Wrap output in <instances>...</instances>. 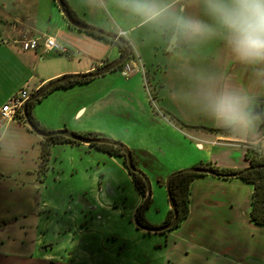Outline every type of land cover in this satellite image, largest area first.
I'll return each instance as SVG.
<instances>
[{
  "label": "crops",
  "instance_id": "0c3cea01",
  "mask_svg": "<svg viewBox=\"0 0 264 264\" xmlns=\"http://www.w3.org/2000/svg\"><path fill=\"white\" fill-rule=\"evenodd\" d=\"M66 1L77 17L86 22L76 6L70 0ZM152 2L158 6L160 16L153 18L144 15L127 29L117 30L111 23L104 28L114 32L125 31L126 35L122 37L130 42L135 56V42L139 40L135 38L137 28L154 27L156 34L161 33L165 46V55L159 64L164 72L163 75L155 77L162 84L160 92L163 89L166 91L164 100L167 102L163 107L164 112H161L166 122L173 125L174 129L181 128L172 117L175 116L186 124L222 129L221 132L188 129L195 133L193 138L196 143L190 144L189 151L179 150V153L169 155V159L161 162L162 164L167 161L162 167L166 174L160 173L161 168L155 171L157 183L161 185L169 174L186 167L211 164L233 170L247 168L250 164L246 158L248 146H257L264 152V128H261L260 117L249 113L257 104L254 98H264V61H241L220 36L182 37L178 43H174L170 27L173 15H185L208 24L214 23L207 13L204 0ZM57 8L59 7L55 0H0V112L2 106L21 89L30 87V93L33 95L49 82L70 74L97 71L99 67L120 57L119 47L114 42L73 28L60 8ZM134 19L137 20V14ZM152 33L153 31L149 30V34ZM46 34L67 44L70 54L48 51L43 44L35 50L23 49L22 40ZM75 56L81 57L73 59ZM36 70L41 75H36ZM134 77L125 82L128 91L131 90ZM92 81L58 89H73L69 94L60 96L62 100L69 102L70 107L65 113H59L56 118L43 119L38 116L41 125L47 130L66 128L84 135L110 136L124 140L100 126H93L85 119L89 109H100L97 105L107 95L106 92H96L95 95L74 92L75 87L88 85ZM225 89L244 98L245 111L249 117L231 127H225L214 119L205 103L207 93ZM128 95L131 97L130 92ZM13 124L29 131L28 124L17 118L0 121V143L5 131ZM38 143L41 157L43 138H40ZM68 146L79 147L85 152L94 149L102 151L128 170L123 157L85 143L50 145L47 160L51 159L55 149ZM129 175L136 188L130 172ZM221 179L226 178L204 174L193 180L190 187L189 215L178 227L164 233H147L146 230H140V235L143 238L151 237L155 248L158 249V252L148 253L147 257H143L147 258V264H264V248L254 252L253 241L248 240L247 235L243 233L247 223H253L250 220L253 184L238 177L227 178V182ZM247 186L252 188L248 201L244 195ZM136 190L138 195L133 198V213L144 202V197L137 188ZM110 191L122 200L125 198L119 192V185H114ZM86 201L91 206L94 205L90 199ZM171 209V205L167 204L166 209L160 208L161 214L157 219H151L147 214L146 218L152 226H160L165 223ZM226 212H231L230 217L243 227L241 232L230 233L227 227L222 228L221 224L233 222L229 220ZM131 230H135L134 224ZM195 238H198L197 241ZM140 258L142 257L136 254L132 258L133 264H138Z\"/></svg>",
  "mask_w": 264,
  "mask_h": 264
},
{
  "label": "rangeland",
  "instance_id": "374dc122",
  "mask_svg": "<svg viewBox=\"0 0 264 264\" xmlns=\"http://www.w3.org/2000/svg\"><path fill=\"white\" fill-rule=\"evenodd\" d=\"M70 2L86 23L102 29L110 23L117 30L127 29L144 16L134 11L128 0ZM137 29L136 58L132 56L128 60L134 67L130 77L135 76L131 90L125 85L130 77L118 68L88 85L75 87L74 92L94 95L106 92L97 105L100 109H89L85 119L124 140L100 137L121 141L132 150L138 167L152 183V198L145 216L157 219L160 208L166 209L170 201L167 178L159 185L155 171L161 168L160 173L166 174L162 167L167 161L161 162L179 150L189 151L190 144L196 140L193 131L183 127L174 129L161 113L167 102L166 91L160 92L162 84L155 77L164 72L159 65L165 55L161 33L156 34L151 26ZM149 30L153 33L149 34ZM35 74L40 73L36 70ZM27 89L30 91V87ZM72 90L47 94L33 106V115L52 119L65 113L70 105L60 96ZM27 128L29 131L11 125L0 143V264H133L136 254L142 257L138 264H147V258L143 257L158 249L151 237L140 235L143 229L135 223L132 205L138 192L129 171L102 151L85 152L79 147H60L54 150L50 160L43 161L38 143L43 137L29 124ZM114 185H119L123 200L110 191ZM251 189L246 187L247 201ZM226 214L233 222L221 224L222 228L227 227L230 233L241 232L243 227L230 217L232 213ZM133 224L135 230H131ZM243 233L253 241L254 252L263 250L264 225L247 223Z\"/></svg>",
  "mask_w": 264,
  "mask_h": 264
},
{
  "label": "clouds",
  "instance_id": "9594fccd",
  "mask_svg": "<svg viewBox=\"0 0 264 264\" xmlns=\"http://www.w3.org/2000/svg\"><path fill=\"white\" fill-rule=\"evenodd\" d=\"M138 14L153 18L161 15L152 0H128ZM214 23L175 14L170 21L172 41L183 38L220 36L243 62L264 61V0H204ZM205 103L214 119L231 127L248 119L245 100L231 90L209 92Z\"/></svg>",
  "mask_w": 264,
  "mask_h": 264
},
{
  "label": "trees",
  "instance_id": "16d2710c",
  "mask_svg": "<svg viewBox=\"0 0 264 264\" xmlns=\"http://www.w3.org/2000/svg\"><path fill=\"white\" fill-rule=\"evenodd\" d=\"M55 2H56V0H55ZM67 4H68V2H67ZM56 5L58 6L57 2H56ZM68 7L70 8L72 15L75 18H78L76 13L74 12V10H72L71 7L69 6V4H68ZM73 28L78 29L76 27H73ZM78 30H81V29H78ZM86 32L93 34L97 37L106 39L108 41L114 42L119 47V50H120V57L118 59H116L112 62H108L104 66L99 67L98 70H101V69L115 63L120 58L124 57L126 54L129 53V45L125 41L109 39V38L102 36V35L95 33V32H90V31H86ZM123 66L124 65H122L120 68H122ZM92 80L93 79H74V80L64 81L62 83L57 84L49 93L53 92L56 89L69 88V87L74 86L76 84H84V83L90 82ZM33 95H35V94H33ZM33 95L31 94V96H33ZM254 99H255L254 101H256L257 104H255L253 106L252 114L253 115H259L262 113V110H263L261 105L264 104V98H254ZM41 100H39V101H41ZM36 102L37 101H29V103H28L30 118L36 127L43 129V130H47L44 126L41 125L39 120L32 113V108L36 104ZM261 115L262 116L261 117L259 116V117H260L261 125H263L264 124V115L263 114H261ZM172 117L175 118V116H172ZM16 118L18 120L22 121L23 123H27L25 116H24V112L22 114H18V116ZM176 123L179 124L177 121H176ZM89 135H91V134H89ZM59 143H79V142L72 140L70 138H67L65 136H61V135H57V136H53V137H47V138L43 137V146H42V153H41V158L43 161H46L48 159V156L50 154V151H49L50 145L59 144ZM91 146H95L99 149H102V150L112 154V155L123 157L124 163L126 165L125 154L120 147H117L114 145H109V144H92ZM246 158L248 159V161L250 163L249 166H253V168L243 172V174L241 176H239L238 178H241L242 180L253 184L254 190H253L252 197H251L250 220L252 222L258 224V225H264V152L257 146L256 147L248 146L247 150H246ZM135 163L137 164L136 160H135ZM126 167H127V165H126ZM207 167H211V168L218 170V171H221V172L237 171V170H233V169L219 168V167L213 166L211 164H207ZM128 171L132 175V178L134 180L136 188L141 193V195L145 198L146 192H147V184H146L145 179L143 178L142 175H140L138 173H133L129 169H128ZM178 172L179 173L177 175H175L171 180V190L173 192L175 202H176L177 208L179 210V220H178L177 224L172 229L178 227L180 225V223L188 217L189 211H190V202H191V199H190V197H191V188H190L191 183L193 182V180L195 178L204 175L202 173L186 171L185 169L179 170ZM145 209L139 213V220L145 226H152V224H150V222L147 220V218L145 216ZM173 216H174V211H173V209H171L169 211L168 217L165 220V223L169 222L173 218ZM149 233H151V232H149Z\"/></svg>",
  "mask_w": 264,
  "mask_h": 264
},
{
  "label": "water",
  "instance_id": "95a60500",
  "mask_svg": "<svg viewBox=\"0 0 264 264\" xmlns=\"http://www.w3.org/2000/svg\"><path fill=\"white\" fill-rule=\"evenodd\" d=\"M56 2L58 4L60 10L62 11L64 17L70 22V24L73 27H76V28L84 30V31L95 32V33H98V34L105 36L109 39L125 41L129 45V53L126 54L124 57L120 58L115 63H113V64H111V65H109V66H107L101 70L88 72V73H82V74L66 75L64 77H61L59 79H56V80L46 84L35 95L31 96L27 100V102L24 106V116H25V119L27 121V124H29L36 131V133L39 134L41 137L47 138V137H53V136L61 135V136H65L67 138H70L72 140H75L79 143H85V144H89V145H92V144H109V145H114V146L120 147L125 154L126 165H127L128 169L133 173H138V174L142 175L146 181V184H147V192H146V196L144 198V202L136 210V214H135L136 225L138 226V228H141L143 230H146L148 232H153V233H163V232H166L168 230H171L177 224V222L179 220V210L177 208L175 198H174L173 192L171 190V180L175 175H177L179 173L178 171L171 173L166 179V188L168 191L169 201H170L171 208L174 211L173 218L169 222L162 224L160 226H145L139 220V213L142 210H144L151 201L152 183L150 181V178L147 176V174L141 168H139L138 165L135 163L133 152L126 144L122 143L121 141L109 138V137L84 135V134H80V133H77L73 130L66 129V128L65 129H57V130H43V129L36 127L34 125V123L32 122V120L30 118V112H29V105H28L29 101L41 100L57 84L62 83L64 81L74 80V79H95V78L104 76L107 73L112 72V71L120 68L122 65L125 64V62H127L133 56V47L131 46V44L128 40H126L125 38H123L122 36H120L118 33L114 32V31L105 30V29H102V28L97 27L95 25L88 24V23H86V22H84L78 18H75L71 13L70 8L68 7L66 0H56ZM172 43H171V45L174 44V43L173 44ZM261 107L263 109L261 114L264 115V105L262 104ZM261 114H259L260 117L262 116ZM175 119L182 127L186 128V129H202V130H206L208 132H221L222 131L221 128L190 125V124H186L185 122L181 121L180 119H178L176 117H175ZM261 128H264V124L261 125ZM251 168H253V166H249V167L244 168L242 170H237V171H233V172H221V171L215 170V169H213L211 167H207V166H192V167L186 168L185 170L190 171V172L202 173V174H210V175H214V176L222 177V178H235V177L241 176L243 174V172H245Z\"/></svg>",
  "mask_w": 264,
  "mask_h": 264
},
{
  "label": "built area",
  "instance_id": "2783aa9c",
  "mask_svg": "<svg viewBox=\"0 0 264 264\" xmlns=\"http://www.w3.org/2000/svg\"><path fill=\"white\" fill-rule=\"evenodd\" d=\"M120 36L126 35L125 31H120L118 33ZM41 44L48 51H56L61 54H70V48L67 44L61 42L56 37L49 34L43 35L41 37H32L22 40V47L25 50H35L38 49ZM133 65L127 61L124 66L121 68L122 74L126 77H129L133 72ZM31 97V93L28 89H21L19 92L15 93L3 106L0 112V121H8L14 119L18 114L24 112V106L27 100Z\"/></svg>",
  "mask_w": 264,
  "mask_h": 264
},
{
  "label": "flooded vegetation",
  "instance_id": "af4514ba",
  "mask_svg": "<svg viewBox=\"0 0 264 264\" xmlns=\"http://www.w3.org/2000/svg\"><path fill=\"white\" fill-rule=\"evenodd\" d=\"M165 224V223H164ZM172 230V229H171ZM169 231V230H168ZM164 233V232H163Z\"/></svg>",
  "mask_w": 264,
  "mask_h": 264
}]
</instances>
